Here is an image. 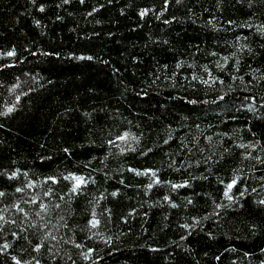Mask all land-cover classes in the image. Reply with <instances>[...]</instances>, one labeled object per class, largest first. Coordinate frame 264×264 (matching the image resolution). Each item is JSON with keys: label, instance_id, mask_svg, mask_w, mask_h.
Here are the masks:
<instances>
[{"label": "trees", "instance_id": "1", "mask_svg": "<svg viewBox=\"0 0 264 264\" xmlns=\"http://www.w3.org/2000/svg\"><path fill=\"white\" fill-rule=\"evenodd\" d=\"M0 193V264H264V0H0Z\"/></svg>", "mask_w": 264, "mask_h": 264}, {"label": "snow or ice", "instance_id": "2", "mask_svg": "<svg viewBox=\"0 0 264 264\" xmlns=\"http://www.w3.org/2000/svg\"><path fill=\"white\" fill-rule=\"evenodd\" d=\"M65 2H67V0H65ZM165 3H167V0H165ZM41 10H43V6H42V5H41ZM94 11H95V9H94ZM145 11H146V10H142L141 13H140V15L143 16ZM37 23H39V22L37 21ZM3 55H5V56H13V55H14V51H8V52H5V53H3ZM11 111H12V108L9 107V108H8V112H11ZM68 151H69V150H68L67 148L64 149V152L67 153ZM15 176H16V172H12V173H11V176H10L9 178H12V177H15ZM64 178L67 179V180L75 181V183L73 184V186L69 189V191L72 192L73 194H75V193H77L78 191H80V190H81V186H82L83 184H86V183H87V180H85V178H84L83 176L76 175L75 173H71V172H69V173L67 174V176H65ZM47 179L53 180V181L55 182L57 178H56L55 175H53V176L48 177ZM158 182H159V180H158ZM184 183L186 184L187 181H185ZM221 183H223V181H221ZM236 183H237V181H236L235 178L231 179V180L226 184V186H225V190H224V195L227 197V199H228L229 201H232V202H234V201H233V196L230 195L229 192H230L231 189H233V186H234ZM149 187H151V185H149ZM173 187H176V185H173ZM17 191H21V189H17ZM244 194H245V193H244L243 191H240V192H239V196H241V197H242ZM0 195H3V193H0ZM113 195H116V193L113 192ZM260 203H261V204H264V200H261ZM41 207H44V206L41 205ZM20 211H23V209H20ZM89 223L92 224L93 226H95V224L98 223V221H96V220H90ZM14 235H15V233H14ZM7 248H8V245L5 244V245H4V250H6ZM36 248L39 249V248H40V245L37 244V245H36ZM88 251L91 252L92 249H89ZM83 258H84L85 260H87V259H88V256L85 255ZM12 259H13V260H16V257L13 256ZM16 264H20V261H19V260H16ZM25 264H27V262H25ZM36 264H39V261H37Z\"/></svg>", "mask_w": 264, "mask_h": 264}]
</instances>
